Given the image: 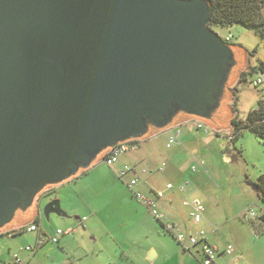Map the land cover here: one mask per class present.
Masks as SVG:
<instances>
[{
  "label": "water",
  "instance_id": "95a60500",
  "mask_svg": "<svg viewBox=\"0 0 264 264\" xmlns=\"http://www.w3.org/2000/svg\"><path fill=\"white\" fill-rule=\"evenodd\" d=\"M210 15L204 0H0V233L120 143L191 119L229 129L247 55ZM53 214L68 217L59 200Z\"/></svg>",
  "mask_w": 264,
  "mask_h": 264
},
{
  "label": "rangeland",
  "instance_id": "374dc122",
  "mask_svg": "<svg viewBox=\"0 0 264 264\" xmlns=\"http://www.w3.org/2000/svg\"><path fill=\"white\" fill-rule=\"evenodd\" d=\"M212 30L224 42L229 36H232V40L226 43L230 47H239L246 52L247 72L240 73L234 87H228V90L233 93V97L232 101L226 104L232 109V112L237 109L239 119L245 120L249 113L257 108L258 101L264 97V94L253 86V80L256 78L254 69L258 70L264 66V41L241 25L215 27ZM244 73H247V81L240 84ZM203 124L209 128V131L204 133L199 130L198 137L202 141L199 143L197 138L193 137L191 144V147H196L195 144L201 147L200 155L203 161L196 160L190 163L189 151L178 147L179 158L182 166L185 167V172L178 174L176 180L180 182L178 183L180 185L190 181L194 190V194L184 201V205L192 214L194 212L193 204L198 202L200 204L198 210L203 218L202 223L212 224L209 227V233L212 232L216 236L220 242L219 248L223 250L229 245L234 247V255L217 258L218 264H235L236 256H240L237 264H264V222L261 219L264 214V203L258 199L255 187L259 176L264 173V140L257 138L249 131H244L238 141L232 143L231 123L228 124V130L219 131ZM167 139L166 134H159L153 140L162 150L166 146ZM165 150L166 153L171 154L175 150V146L172 149L165 147ZM226 157L231 158V161H227ZM202 163L208 170L207 172L203 170ZM111 168L103 162L98 169L107 175V173L109 174L108 169ZM193 168H197V171H193ZM165 170L166 172L161 173L160 177H164L167 172L171 171V164L165 167ZM117 181L120 180L117 179ZM112 183L114 184V182ZM110 188H112L110 185L98 186V188L92 189V194L95 196L100 193L109 195L113 193ZM56 196L64 200L62 203L60 199H57L65 212L67 198L61 192L57 195L55 193L45 195L42 205ZM182 197L185 196L182 195ZM75 201L80 204V200L76 199ZM109 202L103 201L100 197L94 201L95 208L101 212L104 218L113 216L112 210L117 207L116 204L110 206ZM45 207L46 205L43 206L41 212V227L48 233V237L42 236L45 244L39 247L35 254H30L27 249L37 246L36 234L23 229H13V232L19 234L10 237L5 235L0 238V246L2 252L6 254L7 260L13 261V256L17 254L22 264H104L107 257L106 251L102 252L100 245L95 244L83 230L79 235L66 238L70 241L66 251L61 244L49 242V238L58 229L67 230V226L60 224L64 220L55 214L51 215L48 220L44 215ZM80 207V217L90 218L89 213L82 209V206ZM249 211H254L257 218L249 219L247 217ZM206 233L208 232L206 231ZM0 236H2V232ZM162 261L161 259L157 264Z\"/></svg>",
  "mask_w": 264,
  "mask_h": 264
},
{
  "label": "crops",
  "instance_id": "0c3cea01",
  "mask_svg": "<svg viewBox=\"0 0 264 264\" xmlns=\"http://www.w3.org/2000/svg\"><path fill=\"white\" fill-rule=\"evenodd\" d=\"M198 122L195 119H191L145 140H135L139 144L138 149L130 151L121 157L118 163L108 169L109 174L104 175L98 168L104 162L108 152L96 165L78 177L43 192L37 199L35 219L31 223L16 229L21 230L24 229L23 227L35 224L38 230L31 233L36 234L37 244L40 238H43L42 236L48 237V233L41 227L42 208L54 200L60 199L62 203L64 200L56 196L42 205L43 197L54 193L57 195L61 192L67 198L64 210L68 217H61L64 221L60 224L66 225L67 229L75 230L74 234L68 236L79 235L81 230L87 233L95 244L100 245L102 252L106 251L107 257L104 264H157L161 259L163 261L160 264H202L203 256L200 247L189 251L185 250L183 245L172 235H168L164 231L163 225L150 214L149 210L134 195L135 193L151 194L154 191H164L165 196L159 201L158 208L162 213L166 214L170 222L174 223L185 234L206 230L209 243L219 247L220 242L216 236L212 232L209 233V227L212 224L201 223L196 225L193 223L191 213L188 207L184 205V201L194 194V190L182 193L179 190L180 184L178 183L180 182L176 180L178 174L185 172V167L182 166L179 158L180 150H178V147H183L189 151L190 163L196 160L203 161L200 155L201 147L196 144V147H191L193 137H196L199 143L202 141L198 137ZM171 130L179 132L180 135L179 142L173 145L175 150L169 154L166 153L165 147L172 149L173 146L171 148L167 147L168 139L166 146L162 150L158 148L153 139L159 134H166L169 138ZM203 132L206 133L205 131ZM226 159L231 161L229 157H226ZM170 164L171 171L167 172L164 177H160L161 173L166 172L165 167L170 166ZM201 165H203V170L207 172L208 170L205 168L204 163ZM126 167L133 168L134 173L126 174L123 178H120L118 174ZM141 169H148L149 173L145 175L141 173ZM133 178L138 180V184L131 188L129 184ZM117 179L120 181H117ZM168 184H173L174 188L167 190L166 185ZM105 185L112 186L110 188L113 190L112 194L100 193L96 194V196L92 194V189L98 188V186L104 187ZM182 195L185 197H182ZM99 197L105 202L110 201V206L113 204L117 205L112 210L113 216L110 218L102 217L101 212L95 208L94 201ZM75 198L80 200V204L75 201ZM80 206L89 213L90 218L80 217ZM17 234L19 233H15L13 229H10L3 231L0 238L5 235L10 237ZM68 236L62 237L59 243L65 251L68 249L70 242L66 239ZM152 255L153 257L150 259ZM222 257L225 256L221 255L218 258ZM238 260H240V256L235 257V264L238 263ZM12 263V260L6 259V254L2 252L0 246V264Z\"/></svg>",
  "mask_w": 264,
  "mask_h": 264
},
{
  "label": "built area",
  "instance_id": "2783aa9c",
  "mask_svg": "<svg viewBox=\"0 0 264 264\" xmlns=\"http://www.w3.org/2000/svg\"><path fill=\"white\" fill-rule=\"evenodd\" d=\"M231 40L232 36H229L226 42H230ZM253 86L264 94V66L260 67L257 70L256 78L253 80ZM197 126L199 130H203L206 133L209 131V128L203 123L198 122ZM179 135V132L171 130L167 143L168 148H171L173 145L179 142ZM138 146L139 144L136 141L120 143L112 148V151L109 152L108 155L105 157L104 162L108 166L113 167L116 163L119 162L121 157H123L130 151L137 150ZM193 171H197V168H193ZM131 173H134V169L126 167L121 173L118 174V176L120 178H123L126 174ZM141 173L146 175L149 173V170L141 169ZM137 184L138 180L136 178H133L130 181L129 185L131 188H134L135 186H137ZM173 188V184L166 185L167 190H172ZM179 190L182 193H186L187 191L192 190V185L190 181L182 183L179 186ZM134 195L138 199V201L149 210L150 214L163 225L164 231L172 235L181 245H183L185 250L189 251L193 248L200 247L203 256L202 264H217L216 260L219 256L223 255L225 257H232L234 255L235 249L232 245H229L226 247V249L222 250L218 246L209 243L207 238L208 235L205 230H199L192 234H185L180 231L174 223L170 222L166 214L162 213L158 208L159 201L162 200L165 196L164 191H154L151 194L135 193ZM199 205L200 204L198 202H195L193 204L194 212L191 214V219L196 225L201 224L203 221L202 215L198 210ZM247 217L249 219H256L257 215L254 211H249L247 213ZM262 217H264V214ZM23 230H25L26 232H36L38 230V227L33 224L25 227ZM74 233V229H58L56 233L49 238V242H52L53 244H59L60 239L62 237L72 235ZM44 244L45 241L43 240V238H40L37 246L35 248L29 247L27 249V252L30 254H34L38 250V248ZM12 264H22V261L20 260V257L17 254L13 256Z\"/></svg>",
  "mask_w": 264,
  "mask_h": 264
},
{
  "label": "trees",
  "instance_id": "16d2710c",
  "mask_svg": "<svg viewBox=\"0 0 264 264\" xmlns=\"http://www.w3.org/2000/svg\"><path fill=\"white\" fill-rule=\"evenodd\" d=\"M204 1L209 4L211 11L209 28L241 25L264 41V0ZM254 72L257 70L254 69ZM246 81L247 73H244L240 79V84ZM233 114L234 117L231 121L232 143H236L244 131H249L257 138L264 140V97L258 101L257 108L250 112L245 120L239 119L237 109L233 110ZM255 187L258 192V199L264 203V173L259 176ZM261 219L264 222V217Z\"/></svg>",
  "mask_w": 264,
  "mask_h": 264
},
{
  "label": "flooded vegetation",
  "instance_id": "af4514ba",
  "mask_svg": "<svg viewBox=\"0 0 264 264\" xmlns=\"http://www.w3.org/2000/svg\"><path fill=\"white\" fill-rule=\"evenodd\" d=\"M151 126L149 125V128H150ZM80 171H81V169H80Z\"/></svg>",
  "mask_w": 264,
  "mask_h": 264
}]
</instances>
